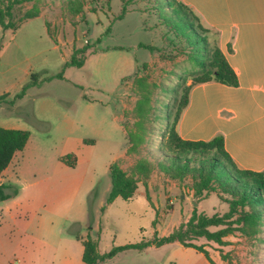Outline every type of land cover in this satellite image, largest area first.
<instances>
[{
	"label": "rangeland",
	"instance_id": "obj_1",
	"mask_svg": "<svg viewBox=\"0 0 264 264\" xmlns=\"http://www.w3.org/2000/svg\"><path fill=\"white\" fill-rule=\"evenodd\" d=\"M81 1V10L71 14L67 0H23L13 4L10 20L17 22L33 7L37 17L25 20L14 31L0 29V127L27 130L30 143L43 146L40 158L49 167V204H43L55 213L46 221L34 222L31 229L35 232L12 226L1 214L0 264H18L20 259L28 264L31 258L49 264V257L54 260L60 254L64 241L55 238V227L69 221L68 231L80 237L88 233L97 250L103 252L112 245L165 236L188 219L193 207L192 191L184 184L190 178L180 183L154 166L144 181L138 180L130 200L115 198L105 203L111 163L131 174L137 160L152 164L160 155L159 149H165L160 137L164 114H170V122L183 90L180 77L189 76L194 64L183 39L173 37L165 28H144L153 23L152 19L142 21L133 9L116 17L120 0ZM205 34L212 42L211 31ZM185 37L192 39L189 33ZM84 45L88 47L80 68H68L66 79L41 80L60 70L63 56L67 60L73 48ZM29 73H37L40 85L27 88L21 98L14 99ZM141 82L148 90V110L138 125L135 105L143 91ZM80 96L90 103L81 109L84 118L70 125L63 112L70 114L76 102H82ZM129 133L138 135L133 151L127 149ZM61 146L70 148L85 160L84 164L61 166L56 158ZM78 176L83 179L75 199L69 205L57 202L55 192L65 191L63 182ZM87 188L89 195L83 200L79 195ZM208 195L204 204L209 209L214 207V213L224 212L226 204L213 193ZM98 203H103L102 210ZM187 241L208 245L213 253L220 249L202 238L188 236ZM224 243L233 245L220 249L225 252L223 256L234 260L231 264H264V244L245 242L236 234L226 236ZM202 260L192 248L168 244L142 251L129 249L103 264H200Z\"/></svg>",
	"mask_w": 264,
	"mask_h": 264
},
{
	"label": "trees",
	"instance_id": "obj_2",
	"mask_svg": "<svg viewBox=\"0 0 264 264\" xmlns=\"http://www.w3.org/2000/svg\"><path fill=\"white\" fill-rule=\"evenodd\" d=\"M21 1L23 0H0V29L2 31L8 28L14 31L24 20L37 15L38 11L33 7L31 10L25 11L17 22H12L10 10L13 4ZM120 2V11L116 17L120 18L130 4L141 2L140 9L148 17L154 19L155 27L165 28L173 37L183 39L189 46L190 58L194 67L188 74L189 76L181 75L180 77L183 90L179 94L170 122L168 120L170 114L168 112L164 114L165 127L160 137L164 141L165 149H159L160 155L152 164L145 159L137 160L132 167L131 174H127L116 162L111 163L108 166L110 187L105 197V203L109 204L116 197L122 200L131 198L137 188L138 180L143 178L144 181L154 166L169 178L180 183L188 176L190 182L183 183L192 190L195 200L198 197L214 193L219 200L226 204V210L220 214L206 215L202 211H197L196 207H192L188 219L184 223L180 222L177 228L167 235L153 237L151 240L115 245L103 253L97 252L96 242L88 233L85 237L74 234L75 238L80 239L82 245L81 261L84 264H98L126 249L142 250L149 245L158 246L176 241L183 246L192 247L202 252L208 261L214 264L201 245L187 241L188 236L222 245L224 236L236 234L244 238L245 242L249 240L259 245L264 244V170L252 171L237 168L223 148L220 134L214 135L208 140H186L179 137L174 128L180 111L187 102V93L191 85L213 80L228 86H236L235 72L226 62L215 41L208 40L205 34L208 29L201 25L197 16L180 0H120ZM67 4L71 14L78 13L82 8L81 0H67ZM187 33L191 35L192 39L185 37ZM95 41L98 42L99 38H96ZM140 46L152 48L150 45ZM87 47L88 45L73 48L68 59L62 63L60 70L41 80L61 79L65 67H80L84 62L82 54ZM77 54L81 55L77 56ZM187 79L190 80L189 84H185ZM40 83L37 73H29V79L20 86L13 98H21L27 88ZM140 86L143 91L135 105V111L139 118L136 123L138 125L143 122L148 110V90L143 82ZM1 96L2 94L0 98ZM28 135L29 132L24 129L0 127V172L7 166L13 153L23 148ZM137 136L133 133L127 134L128 151L134 150V138ZM83 142L86 143V141ZM58 160L68 167L75 165V155L71 152L61 155ZM16 194L17 189L12 185L0 184V201ZM103 207L102 205L100 210Z\"/></svg>",
	"mask_w": 264,
	"mask_h": 264
},
{
	"label": "crops",
	"instance_id": "obj_3",
	"mask_svg": "<svg viewBox=\"0 0 264 264\" xmlns=\"http://www.w3.org/2000/svg\"><path fill=\"white\" fill-rule=\"evenodd\" d=\"M180 1L197 16L203 27L211 31L215 44L236 74L237 85L228 86L213 80L191 85L187 93V102L176 120L175 131L179 137L186 140H208L214 135L220 134L223 148L237 168L262 171L264 170V0ZM140 6L141 2L132 3L126 11L128 9L135 10L142 21L152 19L153 23L150 26L145 24L144 28L158 29L154 26V19L148 17L140 9ZM44 30L46 33L45 25ZM62 59L64 62V56ZM70 67L73 66L63 69L62 78L58 80L66 79V71ZM189 83L190 80L187 79L185 84ZM80 98L83 103L81 101L76 102L75 108L71 110L70 114L67 111L63 112V116L69 121L70 125L76 120L84 118L81 115L83 113L81 109L90 103L84 96H80ZM69 149L65 146L58 148L56 152L57 160L61 155L71 152ZM42 150L43 146L30 143L29 134L23 148L13 153L7 166L0 172V184H9L17 189L16 195L0 201V215L8 217L12 222V226L19 227L21 225L25 229H29L30 232H35L31 229L34 222L46 221L51 214H55L51 209L45 208V204H43L44 202L49 204V167L47 162L40 158L39 152H42ZM58 162L63 167L75 168L79 167L80 164H84L85 160L75 155V165L73 167H68L59 160ZM82 176L71 177L64 181L62 187L65 188V191L55 192L56 201L69 205L77 196L83 179ZM40 180H44V182L40 184ZM190 191L192 190L190 189ZM88 195L87 188L79 196L81 199L87 200ZM208 196L200 197L202 199L198 197L197 201L191 199L192 203L197 204L196 210L202 211L206 215L216 211L214 207L209 209L204 204ZM180 198L187 199L184 194H180ZM102 205L103 203H98L97 206L100 209ZM209 210L212 212L208 213ZM70 225L71 221L55 227V238L64 241L61 243L60 254L54 260L53 257H49V264H84L81 261L82 245L80 239L75 238L74 232L68 231L71 228ZM226 236L222 240L225 241ZM168 244H178L186 247L178 242H166L161 245ZM217 245L220 249L225 245L233 247L229 243ZM158 246L149 245L145 248ZM201 247L207 252L214 264H231L234 261L223 256L225 252L220 249L214 250L215 253H213L209 251L208 245H201ZM127 250L129 249L121 252ZM193 250L203 256L204 260L200 261V264H211L202 252ZM97 252L103 253L105 251L100 252L97 250ZM115 255L110 259L114 258ZM110 259L98 264H103ZM23 262L20 259L18 264H23ZM28 264L43 263L42 261L39 263L37 258H31Z\"/></svg>",
	"mask_w": 264,
	"mask_h": 264
},
{
	"label": "water",
	"instance_id": "obj_4",
	"mask_svg": "<svg viewBox=\"0 0 264 264\" xmlns=\"http://www.w3.org/2000/svg\"><path fill=\"white\" fill-rule=\"evenodd\" d=\"M192 204H193V205H195L196 203H195V202H193Z\"/></svg>",
	"mask_w": 264,
	"mask_h": 264
}]
</instances>
